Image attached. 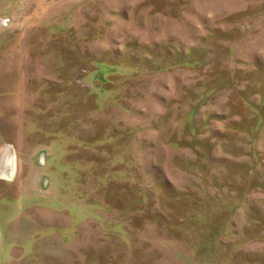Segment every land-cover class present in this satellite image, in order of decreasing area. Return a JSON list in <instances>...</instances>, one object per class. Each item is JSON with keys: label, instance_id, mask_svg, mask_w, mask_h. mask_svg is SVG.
<instances>
[{"label": "rangeland", "instance_id": "374dc122", "mask_svg": "<svg viewBox=\"0 0 264 264\" xmlns=\"http://www.w3.org/2000/svg\"><path fill=\"white\" fill-rule=\"evenodd\" d=\"M0 264H264V0H0Z\"/></svg>", "mask_w": 264, "mask_h": 264}]
</instances>
